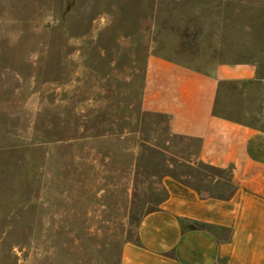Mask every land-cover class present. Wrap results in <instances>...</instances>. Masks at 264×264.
<instances>
[{
  "label": "rangeland",
  "instance_id": "rangeland-1",
  "mask_svg": "<svg viewBox=\"0 0 264 264\" xmlns=\"http://www.w3.org/2000/svg\"><path fill=\"white\" fill-rule=\"evenodd\" d=\"M150 56L260 62L264 0H0V264H119L165 176L216 175L143 110ZM253 85L217 110L264 118Z\"/></svg>",
  "mask_w": 264,
  "mask_h": 264
},
{
  "label": "crops",
  "instance_id": "crops-1",
  "mask_svg": "<svg viewBox=\"0 0 264 264\" xmlns=\"http://www.w3.org/2000/svg\"><path fill=\"white\" fill-rule=\"evenodd\" d=\"M258 82L264 56L210 73L148 58L143 110L165 115L170 135L195 140L196 163L216 175L207 185L165 176V198L122 245L119 264H264V118L243 104L234 115L217 110L225 86L242 100Z\"/></svg>",
  "mask_w": 264,
  "mask_h": 264
},
{
  "label": "trees",
  "instance_id": "trees-1",
  "mask_svg": "<svg viewBox=\"0 0 264 264\" xmlns=\"http://www.w3.org/2000/svg\"><path fill=\"white\" fill-rule=\"evenodd\" d=\"M164 198H165V197H164ZM164 198H163V199H164ZM163 199H162V200H163ZM161 202H162V201H161ZM154 210H155V209H154ZM151 211H153V210H151ZM151 211H149V212H151Z\"/></svg>",
  "mask_w": 264,
  "mask_h": 264
}]
</instances>
